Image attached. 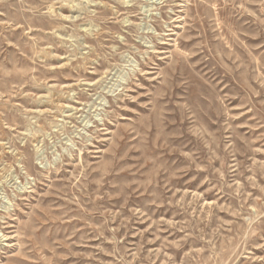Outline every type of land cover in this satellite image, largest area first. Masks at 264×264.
I'll list each match as a JSON object with an SVG mask.
<instances>
[{
	"label": "rangeland",
	"instance_id": "1",
	"mask_svg": "<svg viewBox=\"0 0 264 264\" xmlns=\"http://www.w3.org/2000/svg\"><path fill=\"white\" fill-rule=\"evenodd\" d=\"M0 264H264V0H0Z\"/></svg>",
	"mask_w": 264,
	"mask_h": 264
}]
</instances>
